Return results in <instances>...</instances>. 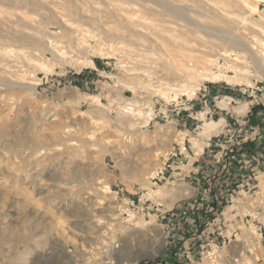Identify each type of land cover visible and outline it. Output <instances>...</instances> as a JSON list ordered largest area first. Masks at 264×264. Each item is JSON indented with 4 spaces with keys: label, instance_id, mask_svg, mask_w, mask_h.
Masks as SVG:
<instances>
[{
    "label": "rangeland",
    "instance_id": "rangeland-1",
    "mask_svg": "<svg viewBox=\"0 0 264 264\" xmlns=\"http://www.w3.org/2000/svg\"><path fill=\"white\" fill-rule=\"evenodd\" d=\"M119 2L127 14L117 19ZM218 2L0 0V264H112L100 260L109 247L136 264H264V158L238 187L230 154L241 151H228L244 140L264 154V63L225 62L221 32L260 37L238 20L246 0ZM178 6L184 24L162 9ZM85 32L95 38L83 43ZM192 56L216 59L202 66L234 82L179 93L188 70L169 60ZM179 150L182 160L167 162L174 179L153 184ZM157 189L163 197L149 195Z\"/></svg>",
    "mask_w": 264,
    "mask_h": 264
},
{
    "label": "bare ground",
    "instance_id": "bare-ground-1",
    "mask_svg": "<svg viewBox=\"0 0 264 264\" xmlns=\"http://www.w3.org/2000/svg\"><path fill=\"white\" fill-rule=\"evenodd\" d=\"M105 1V0H104ZM132 1V0H131ZM222 2H218V3H222V5L221 4H219V6H222L223 8H224V6H225V4H226V0L224 1V0H221ZM241 1V0H240ZM245 1V0H244ZM250 5H249V7H247L248 8V10H246V9H244V12H243V15L241 14V12L239 13V14H241L242 16L240 17H238L237 19L241 22V24L244 26V25H246V24H250V28L249 29H251V31H253L255 34H257V35H259V37H260V41H258L259 42V45H257V44H254V43H256V42H254L255 41V39H254V41L252 40H249L248 38H246V36H245V38L244 37H242V36H235L234 34H229V32H228V34L229 35H227V34H224V35H222V32H221V39H222V41L221 42H223L225 45H226V48H228V50H230V51H226L227 49L225 48V51H223V53L221 54L222 56H224V61L226 60L227 62H229V63H231L232 65H236V64H238V61H239V63H240V59L242 60V62H247V61H243L244 59H245V57L247 56V60H249L248 62H251L252 64H257V63H261V65L264 63V18H262L261 19V21H258V22H260L259 24L260 25H255V23H254V16L256 15V14H258V13H260V10L258 9V4L259 3H262V2H264V0H246ZM206 3V2H205ZM211 3H214L213 1H211ZM238 3V5H240L239 3H241V2H237ZM245 2H243V4L242 5H244L245 6V4H244ZM247 3V4H248ZM227 5V4H226ZM235 5V4H234ZM121 3L119 2V3H116V4H114V8H113V10L111 11V13L109 12V14H111V16L112 17H115V18H117L118 19V17L120 18V13H123V14H127L126 13V11H124L121 7ZM157 6V5H156ZM177 6V5H176ZM217 6V5H216ZM166 7H168V6H166ZM213 7V6H212ZM246 7V6H245ZM169 8V7H168ZM181 8V7H180ZM180 8H179V6H178V8H174V9H167V8H162L163 9V12H165V13H168V15L169 16H171L172 18H173V20L175 19V20H180L179 22L181 23V24H184V23H182V19L185 17V16H183V14H181L180 12H179V10H180ZM199 8V7H198ZM213 8H216L215 6L213 7ZM237 8H239V6L237 7ZM205 9H207V8H205ZM211 9V8H210ZM219 8H217L216 10H218ZM222 9V8H221ZM240 9V8H239ZM243 9V8H242ZM155 10V9H154ZM173 10V11H172ZM182 10V9H181ZM213 10V9H212ZM215 10V11H216ZM220 10V9H219ZM183 11V10H182ZM195 11V10H194ZM205 11H208V9L207 10H205ZM204 11V12H205ZM158 12V11H157ZM197 12H199L198 10H197ZM203 12V13H204ZM213 12V11H212ZM222 12H223V10H222ZM224 12H225V9H224ZM223 12V13H224ZM146 13V12H145ZM202 13V12H201ZM205 13H207V12H205ZM209 14V13H208ZM222 14V13H221ZM233 14V13H232ZM237 14V13H236ZM184 15H186L185 14V12H184ZM194 15L195 16H200V14H198V15H196L195 14V12H194ZM207 15V14H206ZM211 15V14H210ZM223 15H225V14H223ZM238 15V14H237ZM237 15H233V16H236L237 17ZM262 15V14H261ZM264 15V14H263ZM129 16V15H128ZM205 16V15H204ZM219 16H220V13H219ZM225 16H227V15H225ZM122 17V16H121ZM127 17V16H126ZM130 17V16H129ZM161 17V16H160ZM187 17V16H186ZM188 17H190L191 18V16H188ZM202 17V16H201ZM218 17V16H217ZM232 17V16H231ZM235 17V18H236ZM260 17V16H259ZM123 18V17H122ZM122 18L120 19V22H122ZM198 18H200V17H198ZM209 18V17H208ZM207 18V19H208ZM211 18V17H210ZM220 18V17H219ZM233 18V17H232ZM124 19H126V18H124ZM128 19H130V18H128ZM127 19V20H128ZM142 19V18H141ZM144 19V18H143ZM152 19V18H151ZM205 19V18H204ZM206 19V20H207ZM214 19V18H213ZM212 19V20H213ZM221 20H222V18H220ZM234 19V18H233ZM236 19V20H237ZM260 19V18H259ZM157 20V19H156ZM174 20V21H175ZM201 20V19H200ZM199 20V21H200ZM210 20V19H209ZM209 20H208V22H209ZM124 21H126V20H124ZM123 21V22H124ZM132 21V20H131ZM131 21H129V22H131ZM145 21V20H144ZM194 21H197L196 19L194 20ZM184 22H185V20H184ZM198 22V21H197ZM201 22V21H200ZM199 22V23H200ZM212 22V21H211ZM73 23V22H72ZM126 24H124V25H126V26H124L125 27V29H127L128 31H132L131 29L134 27V24H132V23H127V22H125ZM175 23V22H174ZM214 23V22H213ZM227 22H225V24H226ZM180 24V25H181ZM185 26H187V27H190L191 25L190 24H188L187 22H185ZM211 24V23H210ZM218 24V23H217ZM251 24H253V26L251 25ZM256 24H258V23H256ZM214 25V24H213ZM236 25V24H235ZM238 25V24H237ZM240 25V24H239ZM209 26V25H208ZM211 26V25H210ZM233 26H234V24H233ZM243 26H241L240 28H242ZM249 26V25H248ZM197 27L198 26H196L195 28L197 29ZM205 27V26H204ZM229 27H231L230 25H229ZM135 28H136V26H135ZM195 28H193V29H195ZM206 28V27H205ZM246 28V27H245ZM248 28V27H247ZM246 28V29H247ZM191 29H192V27H191ZM210 29V28H209ZM227 29V28H226ZM225 29V30H226ZM154 30V29H153ZM203 30V29H202ZM206 30V29H205ZM229 30V29H228ZM163 31H165L166 32V30H162V31H160V32H163ZM179 31V30H178ZM211 31H213V30H211ZM82 32V31H81ZM133 32V31H132ZM172 32V31H171ZM184 32V31H183ZM214 32V31H213ZM159 33V32H158ZM167 33V32H166ZM186 33V32H185ZM206 33H208V32H206ZM211 33V32H210ZM252 33V32H251ZM176 34V33H175ZM196 34V33H195ZM237 35H239V34H237ZM218 37H219V35H217ZM82 37V42L83 43H87V40L88 39H94L95 37L92 35H90V33H84L83 34V36H81ZM181 37V36H180ZM187 37V36H186ZM205 37V36H204ZM182 38V37H181ZM251 38V37H250ZM175 40H176V38H174ZM182 39H184V37L182 38ZM189 39V38H188ZM178 40H179V37H178ZM185 40V39H184ZM218 41V40H217ZM172 42V41H171ZM103 43V42H102ZM173 43H175V42H173ZM187 43V42H186ZM189 43V42H188ZM193 43V42H192ZM196 43V42H195ZM217 43V42H216ZM177 44V43H176ZM182 44H183V42H182ZM221 44V43H220ZM223 44V45H224ZM81 45V44H80ZM186 45V44H185ZM185 45H184V47H185ZM202 45V44H201ZM209 45V44H208ZM210 45H212V44H210ZM219 45V44H218ZM178 46V45H177ZM223 47V46H222ZM89 48H91V47H89ZM178 49V48H177ZM179 49H181L180 47H179ZM224 49V48H223ZM182 50V49H181ZM188 50V49H187ZM209 50V49H208ZM208 50H206V49H204V51H206V53H207V51ZM213 50V49H212ZM212 50H209V52H208V54L209 53H211L212 52ZM221 50V49H220ZM55 51V50H54ZM185 52V51H184ZM193 53V52H192ZM202 53H205V52H202ZM201 53V54H202ZM213 53V52H212ZM216 53H218V52H216ZM54 56H55V58L57 59V60H59V61H62V59H63V54H58V53H55V54H53ZM217 55V54H216ZM219 55V54H218ZM180 56V55H179ZM186 56V55H185ZM208 56V55H207ZM213 56V55H212ZM176 57V56H175ZM175 57H174V59H175ZM181 57V56H180ZM199 57V56H198ZM178 58V57H177ZM176 58V61L178 60ZM203 58V57H202ZM211 58V57H210ZM169 60V62H170V64H171V66H173L174 67V69L176 70V69H178V67H180V69H187L188 71H187V74H185V78L184 79H186L185 81H186V83H188L187 85H188V87L186 88L185 87V89L184 90H182L181 92H179V93H182L183 91H186L187 93H189V92H191V93H194V91H195V89H197L198 88V86H199V84H201L202 82L201 81H211V82H216V81H220L221 79H225V80H227L228 82L229 81H233L234 82V78H226L224 75H220V74H216V73H214V72H212V70L211 69H207V68H205V67H203L202 65L203 64H205V65H210V66H212V65H214V63L216 62V59L215 60H213V59H201V60H199L198 58H193V56L192 57H188L187 59H188V61H187V63H185L184 62V60L180 63V62H178V64H180V66L178 65H176L175 63H176V61L175 60ZM225 61V62H226ZM237 61V62H236ZM168 62V63H169ZM188 62L190 63V62H192L191 64H189L188 65ZM194 63V64H193ZM160 64V63H159ZM216 64V63H215ZM242 64V63H241ZM244 64V63H243ZM174 65H176V66H174ZM218 67V66H217ZM212 68H213V66H212ZM216 68V67H215ZM219 69V68H218ZM173 70V69H172ZM175 70H174V72H175ZM184 72V71H183ZM220 72V71H219ZM222 72V71H221ZM176 73L179 75V73L180 74H182V72L179 70H177L176 71ZM185 73V72H184ZM183 73V74H184ZM245 73H247L246 71H244L243 73H242V77L241 78H244V76H245ZM249 73V72H248ZM182 74V75H183ZM181 75V76H182ZM239 75H237V77H238ZM239 78V77H238ZM184 79H183V81H184ZM238 80V79H237ZM240 80V79H239ZM31 90L32 91H34V87L33 86H31ZM175 91L176 90H174V93H175ZM174 93H171V98H174L175 96H177V95H175L174 96ZM176 93H178V91H176ZM163 94V93H162ZM245 111V108L244 107H242L241 108V112H244ZM217 126H219V125H217V123H209V124H207V127H206V129H209V130H211V129H213V130H216V128L215 127H217ZM214 132V131H213ZM153 174L151 173V176H152ZM108 189V188H107ZM170 191H173V190H170ZM106 192V191H105ZM178 193V192H177ZM165 194V193H164ZM151 197H163V195H162V193H161V191H160V189H157V190H155L154 191V193H150L149 194ZM165 196V195H164ZM169 197L168 199H171V200H174V197H176V195H175V193H170V195H167L166 194V197ZM244 230V229H243ZM248 230V229H247ZM245 231V230H244ZM244 231H242V232H244ZM244 233H246V234H249V235H252V236H254L255 237V235L256 236H260V235H257L252 229L251 230H248L247 232H244ZM246 234H245V237H248V236H246ZM115 247V246H114ZM237 248H240V247H237ZM113 248H111V247H109V251L106 253V255L102 258V259H100V260H104V261H109L110 263H112V264H136L137 263V260H131V261H127V262H121V261H118L117 259H115V254H114V251H111ZM225 251V250H224ZM237 251H240L239 249H237ZM223 253V252H222ZM98 254V253H97ZM215 253H210V255H214ZM225 255V254H224ZM16 257V256H15ZM216 258V257H215ZM225 258H227V257H225ZM114 259L116 260V261H114ZM223 259H224V257H223ZM18 260V259H17ZM99 260L98 259H94V260H92L91 258H87L86 259V263L85 264H97V262H98ZM221 261V260H220ZM222 262H223V260H222ZM224 262H226V264H240V261L239 260H235V259H226V260H224ZM221 264V263H220Z\"/></svg>",
    "mask_w": 264,
    "mask_h": 264
},
{
    "label": "crops",
    "instance_id": "crops-1",
    "mask_svg": "<svg viewBox=\"0 0 264 264\" xmlns=\"http://www.w3.org/2000/svg\"><path fill=\"white\" fill-rule=\"evenodd\" d=\"M186 117L188 118V119H195V117H193V116H191V114L189 115H186ZM209 123H219L220 125L222 124V121H219V122H216V121H210ZM208 123V124H209ZM217 129V128H216ZM211 135H213V134H211ZM252 141V140H251ZM250 141V142H251ZM262 145V142L261 143H259V142H256V143H254L253 145ZM236 146H234V144H232V146L235 148L234 150L232 149V148H229V152H232V151H241L240 152V154H230L231 155V159L234 161V162H236V163H231L229 160H230V158H229V162L231 163V164H233V166H236V165H238V167L236 168V172L238 173V175H241V177L239 178V179H236V178H234V181L232 182V180H231V178L230 177H228L227 179H225V180H227V181H229V178H230V180H231V183H234V184H236L237 185V183L239 184V183H241V182H243V184L241 185H238V187L240 186V187H242L243 185H245V184H249V180L251 179V177L254 175V171L252 170L253 168V166H254V164H255V162H256V159H258L259 161L262 159V158H264V154L262 153V152H260V153H255L254 151H251L250 153H249V150L251 149V147L252 146H249V144L248 143H246V142H244V140L241 142V144H239V143H237V144H235ZM247 146H249V147H247ZM263 147L262 148H260V149H264V143H263V145H262ZM207 147L208 146H205L203 149V153H205V151H206V149H207ZM225 147V146H224ZM226 148V147H225ZM248 152V153H247ZM246 153V154H245ZM263 154V155H262ZM218 159V158H217ZM195 161L196 162H199V161H204V156H203V154H201L200 156H198V158H196L195 159ZM222 162L223 163H225L226 161H223L222 160ZM258 164V163H257ZM229 168L231 167V165L230 166H228ZM200 168V167H199ZM235 172V171H234ZM240 173V174H239ZM242 173V174H241ZM250 173H252V176L250 175ZM225 178V176H222V177H220V178H218V180L219 179H224ZM205 178H203V180H204ZM241 180H244V181H241ZM221 183V182H220ZM219 183V184H220ZM217 185V184H216ZM236 187V186H235ZM215 192H218V191H215ZM221 192V191H220ZM219 192V193H220ZM203 193L204 194H207V191L206 190H204L203 191ZM221 194V193H220ZM219 197V194H216L215 193V199H217ZM209 197H207L206 198V203H205V206L207 205L208 207L207 208H209L207 211H211L212 210V208L211 207H209V204L211 203L210 201H209ZM211 199H212V197H211ZM213 202V201H212ZM211 205V204H210Z\"/></svg>",
    "mask_w": 264,
    "mask_h": 264
},
{
    "label": "built area",
    "instance_id": "built-area-1",
    "mask_svg": "<svg viewBox=\"0 0 264 264\" xmlns=\"http://www.w3.org/2000/svg\"><path fill=\"white\" fill-rule=\"evenodd\" d=\"M262 5L264 6V3H262ZM183 150H185V148H183ZM182 155H183V153L181 152V150H179L178 153L172 154V156L168 157L165 161V164H164L165 167L162 170H159L158 172H156L155 175H153L154 177L151 176L150 181L156 185V184H159L160 182L167 183L169 180L174 179L173 172L177 168L175 167V169H172L173 164H167V162L172 157L177 158V160H179V159L182 160ZM173 163H175V162L173 161ZM174 165H176V163ZM167 169L170 170V172L168 174H167ZM212 253H214V252H212ZM209 257H210V260H214V263H215V254L211 255Z\"/></svg>",
    "mask_w": 264,
    "mask_h": 264
}]
</instances>
